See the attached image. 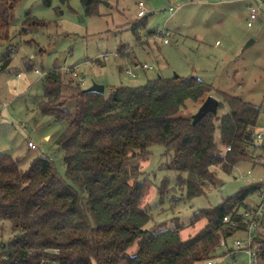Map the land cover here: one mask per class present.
Returning <instances> with one entry per match:
<instances>
[{
  "label": "trees",
  "instance_id": "obj_1",
  "mask_svg": "<svg viewBox=\"0 0 264 264\" xmlns=\"http://www.w3.org/2000/svg\"><path fill=\"white\" fill-rule=\"evenodd\" d=\"M20 1L0 0V41L11 40ZM80 1L87 14L98 15L105 0ZM140 20L131 27L136 36L147 28L146 18ZM42 23L29 15L24 20L25 27ZM122 47L118 51L127 52ZM5 55L1 71L13 59L11 51ZM64 73L69 84L59 67L46 73L37 107L64 125L56 145L64 151L66 175L48 155L23 168L18 158L0 153V220L9 223L2 228L11 235L0 242V264H202L214 258L222 238L234 232L223 217L236 216L264 182H251L214 207L196 211L191 224L203 219L206 224L185 239L180 224L147 226L152 216L141 203L148 185L133 161L148 156L154 144L164 145L165 155H172L166 169L180 175L186 197L202 196L219 183L214 167L230 174L239 163L254 161L262 104L221 92L218 111L224 108V114L210 112L193 124L192 114L183 111L187 101L203 103L215 89L198 77L158 75L142 85L100 92L84 91ZM73 87L76 92L67 93ZM258 241L264 264V235Z\"/></svg>",
  "mask_w": 264,
  "mask_h": 264
},
{
  "label": "rangeland",
  "instance_id": "obj_2",
  "mask_svg": "<svg viewBox=\"0 0 264 264\" xmlns=\"http://www.w3.org/2000/svg\"><path fill=\"white\" fill-rule=\"evenodd\" d=\"M105 1L108 5L102 4L98 15L87 14L80 0L67 3L52 0L51 4L44 0H21L17 4L11 40L0 41V69L5 53L13 54L9 67L0 70V153L18 158L23 168H28L37 156L48 155L61 175H66L64 151L56 145L64 125L42 114L37 100L43 95L42 80L46 74L41 75L42 72L59 67L69 84L63 69L68 65H76L79 75L86 78L84 89L93 82L106 87L137 86L158 75L195 76L211 83L215 89L209 95L221 102H224L221 92H227L262 104L260 125H263L264 13L249 28L246 20L249 9L243 0H142L147 10L142 17L138 16L140 0ZM171 6L176 8L174 13L169 10ZM28 15L44 24L25 27ZM143 17L147 28L155 29V34H149L145 28L139 36L134 35L131 27ZM160 31L169 38L168 44ZM252 39L257 41L245 47ZM120 45L127 52L120 53ZM104 54L109 59H104ZM143 62L151 63L154 69H142ZM128 69H133L136 75H130ZM66 91L74 93L76 89ZM201 104L189 100L183 111L194 114ZM223 111L224 108L218 112L224 114ZM46 134L51 136V142L50 138L44 140ZM29 141L38 147L31 148ZM165 150L164 145L154 144L148 156L133 161V165H138L139 178L148 185L141 205L152 216L148 227L173 228L180 224L185 239L206 224L205 219L191 224L196 211L214 207L243 186L264 177V167L252 168L250 161L239 163L230 174L214 167L217 186L189 199L186 185L179 182L180 175L166 169L172 155L168 158ZM249 169H253L252 174L247 173ZM0 225L9 227L6 221L0 220ZM6 229H0V235L4 234L0 242L11 239ZM235 237L227 238V249L217 247L215 264H249L246 252L234 250Z\"/></svg>",
  "mask_w": 264,
  "mask_h": 264
},
{
  "label": "built area",
  "instance_id": "obj_3",
  "mask_svg": "<svg viewBox=\"0 0 264 264\" xmlns=\"http://www.w3.org/2000/svg\"><path fill=\"white\" fill-rule=\"evenodd\" d=\"M248 5L249 13L246 18L247 25L249 28H253L257 19H259L264 13V0H249ZM138 6L140 7L138 16H145L147 13L145 3L140 0ZM173 10L174 7H170V11ZM164 41L165 43L169 42L168 38H165ZM103 58L107 60L109 59V55L104 54ZM143 67L154 69L153 65L147 63H144ZM63 69L65 72L75 77L83 86L85 85L86 78L79 75L77 66L68 65L64 66ZM128 73L132 76L136 75L132 70H128ZM253 142L256 144L255 149L257 150V153H254L253 155V166L257 167L258 165H262V167H264V121L263 125H260L259 121ZM29 146L31 148L38 147L33 141H29ZM228 149H231V147L229 146ZM252 170L253 169H249L247 173L252 174ZM258 181L264 182V177H260ZM250 198L251 199L246 202L244 207H241L240 210L237 211L236 216L228 214L223 217V221L230 223L232 230L234 231L232 235H236L233 247L234 250L246 252L249 256V264H262V255L260 251L261 243H259L258 240L261 236L262 227L264 225V185H262L258 191L251 194ZM218 247H224L227 249V239L222 238ZM202 264H215V262L213 258H209L204 260Z\"/></svg>",
  "mask_w": 264,
  "mask_h": 264
},
{
  "label": "water",
  "instance_id": "obj_4",
  "mask_svg": "<svg viewBox=\"0 0 264 264\" xmlns=\"http://www.w3.org/2000/svg\"><path fill=\"white\" fill-rule=\"evenodd\" d=\"M104 4L108 5L107 1H104ZM255 42L254 39L250 40L245 47H248L249 45L253 44ZM177 76V74H175ZM84 91H100L105 92L106 86L104 84H100L97 82H93L89 87L85 88ZM220 100L216 98L214 95L210 94L206 100L201 104L198 111L194 114H192L193 118V124H196L198 121H200L206 114H209L210 112L214 114H218V107H219Z\"/></svg>",
  "mask_w": 264,
  "mask_h": 264
},
{
  "label": "crops",
  "instance_id": "obj_5",
  "mask_svg": "<svg viewBox=\"0 0 264 264\" xmlns=\"http://www.w3.org/2000/svg\"><path fill=\"white\" fill-rule=\"evenodd\" d=\"M243 1H246V2H247L246 5L249 7V5H248V4H249V0H243ZM171 7H173V6H171ZM248 9H249V8H248ZM169 10H170V8H169ZM175 10H176V8H174V10L171 11V12L174 13ZM160 32H161L162 34H164L163 31H160ZM167 33H168V32H167ZM164 36L167 37L166 34H164ZM164 36H163V37H164ZM167 38H168V37H167ZM168 39H169V38H168ZM255 41H257V39H255ZM169 42H170V41H169ZM169 42H168V43H169ZM168 43H167V44H168ZM126 50H127V49H126ZM134 62H135V66H138V65H139V61L136 60V61H134ZM144 63H147V64H149V65L151 64V63H148V62H143V64H144ZM143 64H141V67H142V69L146 70L147 68H144V67H143ZM74 66H76V65H74ZM128 70H130V69H128ZM131 70L134 71L133 69H131ZM37 71H38V70L36 69V72H37ZM38 73L41 74V72H38ZM42 73L46 74L45 71H43ZM134 73H135V71H134ZM135 74H136V73H135ZM18 75L20 76L21 73L19 72ZM41 75H43V74H41ZM152 78H154V77H152ZM149 79H150V78H149ZM147 80H148V79H147ZM48 138H50V139H49V140H50L49 142H51V139H52L51 136H50L49 134L44 135V140H47ZM47 141H48V140H47ZM251 163H252V168H253V167H254V166H253V162H251ZM263 233H264V225H263V227H262L261 234H263Z\"/></svg>",
  "mask_w": 264,
  "mask_h": 264
}]
</instances>
